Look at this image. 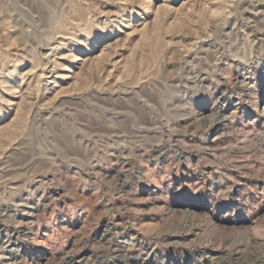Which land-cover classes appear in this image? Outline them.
Listing matches in <instances>:
<instances>
[{
    "label": "rangeland",
    "instance_id": "1",
    "mask_svg": "<svg viewBox=\"0 0 264 264\" xmlns=\"http://www.w3.org/2000/svg\"><path fill=\"white\" fill-rule=\"evenodd\" d=\"M0 264H264V0H0Z\"/></svg>",
    "mask_w": 264,
    "mask_h": 264
},
{
    "label": "bare ground",
    "instance_id": "2",
    "mask_svg": "<svg viewBox=\"0 0 264 264\" xmlns=\"http://www.w3.org/2000/svg\"><path fill=\"white\" fill-rule=\"evenodd\" d=\"M232 254H233V253H232ZM230 259L233 260V257L229 258V261H230ZM233 261H234V260H233Z\"/></svg>",
    "mask_w": 264,
    "mask_h": 264
}]
</instances>
